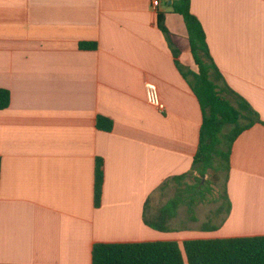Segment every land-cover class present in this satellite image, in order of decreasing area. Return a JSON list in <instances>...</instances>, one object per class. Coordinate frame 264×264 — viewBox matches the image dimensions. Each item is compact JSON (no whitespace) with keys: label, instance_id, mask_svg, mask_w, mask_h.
<instances>
[{"label":"crops","instance_id":"1","mask_svg":"<svg viewBox=\"0 0 264 264\" xmlns=\"http://www.w3.org/2000/svg\"><path fill=\"white\" fill-rule=\"evenodd\" d=\"M153 1L0 0V88L11 96L0 111V264H92L100 243L264 236V0H191L219 84L259 122L234 141L216 203L193 214L181 204L163 229L159 210L200 177L202 110L185 22L174 0ZM148 83L163 112L147 103Z\"/></svg>","mask_w":264,"mask_h":264},{"label":"trees","instance_id":"2","mask_svg":"<svg viewBox=\"0 0 264 264\" xmlns=\"http://www.w3.org/2000/svg\"><path fill=\"white\" fill-rule=\"evenodd\" d=\"M172 12L182 16L197 66V72L188 77V84L202 110L197 152L193 169L200 177L195 183L179 189L166 207L159 210L155 227L163 229L181 204H187L193 214L195 206L205 202L208 185L203 179L209 169H223L228 175L230 154L238 135L253 123L259 122L250 105L227 86L220 85L222 75L209 54L204 27L191 9V0H174ZM159 28L167 33L164 16L158 15ZM81 47L88 45L81 44ZM10 92L0 88V111L9 107ZM112 121L97 118L99 129L110 131ZM227 127V132L225 129ZM1 177V160H0ZM186 175L175 177L182 181ZM104 171L102 159H97L95 172V204L101 202ZM92 264H264V236L197 239L184 241H155L140 243L95 244Z\"/></svg>","mask_w":264,"mask_h":264},{"label":"rangeland","instance_id":"3","mask_svg":"<svg viewBox=\"0 0 264 264\" xmlns=\"http://www.w3.org/2000/svg\"><path fill=\"white\" fill-rule=\"evenodd\" d=\"M225 132H227V127L225 129ZM215 163V168L209 169V171L206 173V176L203 179V183L208 185L209 193H207V198L205 202H203L206 205L216 203V201L221 197L222 191H223V185H224V178H225V171L223 169H217ZM188 182H193V180L189 177ZM181 185L180 187H182Z\"/></svg>","mask_w":264,"mask_h":264},{"label":"built area","instance_id":"4","mask_svg":"<svg viewBox=\"0 0 264 264\" xmlns=\"http://www.w3.org/2000/svg\"><path fill=\"white\" fill-rule=\"evenodd\" d=\"M160 2L159 0H154L152 3V8L154 10L158 9ZM145 92H146V101L147 103L156 108L158 111L163 112L165 110V105L161 101L158 90L155 85L153 84H146L145 85Z\"/></svg>","mask_w":264,"mask_h":264}]
</instances>
